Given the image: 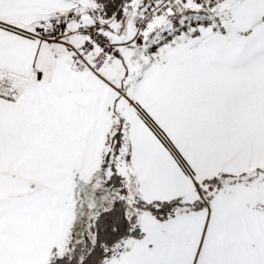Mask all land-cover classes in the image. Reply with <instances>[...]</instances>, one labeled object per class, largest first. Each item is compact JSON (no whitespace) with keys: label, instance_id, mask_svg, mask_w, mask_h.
Wrapping results in <instances>:
<instances>
[{"label":"snow or ice","instance_id":"1","mask_svg":"<svg viewBox=\"0 0 264 264\" xmlns=\"http://www.w3.org/2000/svg\"><path fill=\"white\" fill-rule=\"evenodd\" d=\"M0 264H264V0H0Z\"/></svg>","mask_w":264,"mask_h":264}]
</instances>
